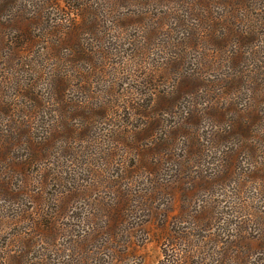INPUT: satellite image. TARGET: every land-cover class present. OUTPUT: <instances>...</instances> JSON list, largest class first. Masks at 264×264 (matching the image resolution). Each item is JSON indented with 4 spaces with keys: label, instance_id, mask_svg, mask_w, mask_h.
Returning a JSON list of instances; mask_svg holds the SVG:
<instances>
[{
    "label": "rangeland",
    "instance_id": "obj_1",
    "mask_svg": "<svg viewBox=\"0 0 264 264\" xmlns=\"http://www.w3.org/2000/svg\"><path fill=\"white\" fill-rule=\"evenodd\" d=\"M0 150V264H264V0H0Z\"/></svg>",
    "mask_w": 264,
    "mask_h": 264
},
{
    "label": "trees",
    "instance_id": "obj_2",
    "mask_svg": "<svg viewBox=\"0 0 264 264\" xmlns=\"http://www.w3.org/2000/svg\"><path fill=\"white\" fill-rule=\"evenodd\" d=\"M200 7H197V11H198V14H199V16H201V17H204V19L206 18V17H209L210 16V14H204L205 12L207 13V11H206V9H205V7L202 5L201 6V4L199 3L198 4ZM196 9V8H195ZM230 10V9H229ZM209 12V11H208ZM219 18H221V17H216V21H214V23L216 22H218L220 19ZM231 20H227L226 21V23L225 22H218V25H220V26H218L217 27V33H218V35H219V37H218V41L220 42V40L221 41H223V42H228L229 41V38H231V37H235V38H237V37H239V39H247L248 38V36L251 34V33H253L254 31H256V28H255V26H251L250 24H247V23H243V21H241V19L240 20H237L236 18H234V17H229ZM36 19L35 18H32V20L30 19L29 21H30V26L28 27L27 25H26V27H23L20 31H19V38L20 39H23V40H26V42H27V44L28 45H30V46H33L34 45V42L36 41V39L37 38H43V36H40V35H36V32H34V30H35V27H36V25L34 24V21H35ZM36 22H38L39 24H41V22H39V21H37L36 20ZM72 22V21H71ZM34 24V26H32ZM60 26V25H59ZM59 26L57 27V28H54V30H52V33L54 34L55 32H56V29H59ZM211 26H213V24L211 25ZM61 27V26H60ZM33 28V29H32ZM44 28H46V26L45 27H39V29L40 30H42V29H44ZM253 29V30H252ZM214 30V27L212 28V31ZM58 31V30H57ZM42 33H43V31H42ZM59 40V39H58ZM60 42L62 41V40H59ZM58 42V41H57ZM59 43V42H58ZM53 46H54V49H58V48H60V44L58 45H56V44H52ZM73 48V47H72ZM74 49V51L75 52H80V53H83L84 51H83V49L80 47L79 49H75V48H73ZM53 56H55L54 58H56V55H53ZM60 57L57 55V59H59ZM58 63H60L59 61L57 62V64ZM75 64V63H74ZM59 73V77H60V71L58 72ZM63 78V75L61 76V79ZM65 80H66V83L65 84H67L68 82V78L66 77L65 78ZM83 80H81L80 82H82ZM209 81V80H208ZM212 81V80H211ZM202 82V84L203 85H206L208 82H207V80H205V78H203V80L201 81ZM84 83H88V81L87 82H84ZM233 84V83H232ZM79 85V84H78ZM80 86H82L81 84H80ZM59 89H63V87L62 88H57V90H58V92H59ZM22 91H23V89H22ZM18 94H23L24 95V97H28V94H26L24 91L22 92V93H18ZM17 94V95H18ZM30 95H33V92H32V90H30ZM31 100H34V99H32L31 98ZM16 101V100H15ZM2 103H3V106H2V109H1V111L3 112V114H9V115H16L15 113L16 112H18V114H20V111H15V110H13L14 109V107L12 106V103H11V101H10V99H7V100H3L2 101ZM254 117V116H253ZM253 117H252V120L251 121H248V119L246 118H240V119H243L244 121H242V120H238L237 122H236V125L238 124V126H237V128L238 129H240L241 131L243 130V129H247V132L246 133H250L251 131L253 132V129H252V126H253V122H254V120H253ZM21 124V123H20ZM24 127L23 126H21V131L23 130L24 131V129H23ZM249 129V130H248ZM251 129V130H250ZM27 134V133H26ZM251 134V133H250ZM251 135H253V136H255L253 133L251 134ZM3 147H4V144H1ZM1 151V150H0ZM36 155V154H35ZM35 155H33V158L32 159H36V157H34ZM149 161V160H148ZM21 163H23V162H21ZM25 163V162H24ZM26 164L28 165V162L27 163H25V164H21L20 165V168L22 169V171L25 173V169H26ZM149 164H154V162H152V160H150V163ZM27 174V173H26ZM26 182H28V180L26 181ZM25 182V183H26ZM8 185H9V181H8ZM0 186H4V183L3 182H1L0 181ZM37 198V197H36ZM38 199V198H37ZM39 200V199H38Z\"/></svg>",
    "mask_w": 264,
    "mask_h": 264
}]
</instances>
